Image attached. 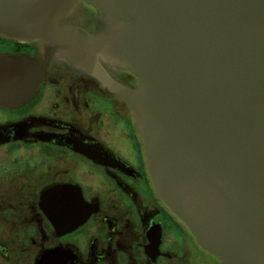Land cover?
Listing matches in <instances>:
<instances>
[{
  "label": "water",
  "instance_id": "95a60500",
  "mask_svg": "<svg viewBox=\"0 0 264 264\" xmlns=\"http://www.w3.org/2000/svg\"><path fill=\"white\" fill-rule=\"evenodd\" d=\"M110 31L62 19L77 0H0V36L42 40L43 59L0 53V104L35 93L55 47L133 111L153 183L205 250L264 264V0H85ZM101 53L137 74L115 81Z\"/></svg>",
  "mask_w": 264,
  "mask_h": 264
},
{
  "label": "flooded vegetation",
  "instance_id": "af4514ba",
  "mask_svg": "<svg viewBox=\"0 0 264 264\" xmlns=\"http://www.w3.org/2000/svg\"><path fill=\"white\" fill-rule=\"evenodd\" d=\"M105 19L77 0L62 22L101 35ZM62 50L32 97L0 104V264H229L159 195L129 104ZM0 53L41 60L46 44L0 36ZM97 59L137 86L130 69Z\"/></svg>",
  "mask_w": 264,
  "mask_h": 264
}]
</instances>
